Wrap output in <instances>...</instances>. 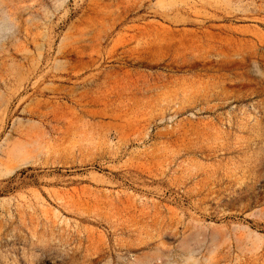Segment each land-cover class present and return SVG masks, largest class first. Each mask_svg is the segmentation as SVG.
<instances>
[{"label": "rangeland", "instance_id": "374dc122", "mask_svg": "<svg viewBox=\"0 0 264 264\" xmlns=\"http://www.w3.org/2000/svg\"><path fill=\"white\" fill-rule=\"evenodd\" d=\"M0 264H264V0H0Z\"/></svg>", "mask_w": 264, "mask_h": 264}]
</instances>
